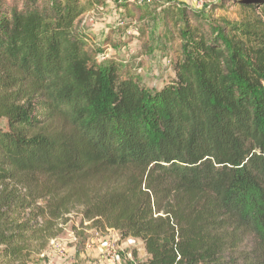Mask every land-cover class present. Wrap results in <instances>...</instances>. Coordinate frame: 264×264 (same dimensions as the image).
<instances>
[{
    "label": "trees",
    "instance_id": "trees-1",
    "mask_svg": "<svg viewBox=\"0 0 264 264\" xmlns=\"http://www.w3.org/2000/svg\"><path fill=\"white\" fill-rule=\"evenodd\" d=\"M176 3L171 73L147 88L92 49L91 0H0V207L47 199L48 221L82 207L142 240L133 264H264V2L209 21ZM10 225L0 244L29 238Z\"/></svg>",
    "mask_w": 264,
    "mask_h": 264
},
{
    "label": "rangeland",
    "instance_id": "rangeland-1",
    "mask_svg": "<svg viewBox=\"0 0 264 264\" xmlns=\"http://www.w3.org/2000/svg\"><path fill=\"white\" fill-rule=\"evenodd\" d=\"M127 1L91 0L94 6L79 21L78 27L90 36L92 49L102 56V61L106 62L110 55H115L123 62L131 63L147 88L157 86L171 73L174 59L171 53L179 41L168 14L177 5L176 2L182 5L187 2L195 7L197 11L188 9L191 20L200 16L208 21L223 18L240 20L247 16V11L236 4L238 0H129L133 4L131 12L135 15L128 18L124 7ZM251 1L257 4L264 2ZM258 11L259 16L264 17V12L261 9ZM5 124L6 121L0 119V126ZM7 185L9 189L16 187L21 190L23 197L27 194L15 182ZM2 188L0 185V192ZM46 203L47 199H40L30 208L0 207V234H9L13 221L28 222L32 229L29 238L15 239L16 242L8 245L0 244V264H113L112 261L114 264H133L147 259L142 240H121L118 231L105 229L100 222L84 219L82 207L73 209L62 218L48 221ZM47 225L50 230H42ZM34 230H42L38 239L33 235ZM49 233L56 234L55 238L48 239ZM98 242H112L115 249L98 257L93 250ZM18 244L22 253L16 258L9 257L6 252Z\"/></svg>",
    "mask_w": 264,
    "mask_h": 264
},
{
    "label": "crops",
    "instance_id": "crops-1",
    "mask_svg": "<svg viewBox=\"0 0 264 264\" xmlns=\"http://www.w3.org/2000/svg\"><path fill=\"white\" fill-rule=\"evenodd\" d=\"M93 250H94L96 256L101 257L100 255L108 252V242H98L97 247H95ZM55 263H56V261H55ZM111 263L114 264V261H112ZM115 264H123V263L117 262Z\"/></svg>",
    "mask_w": 264,
    "mask_h": 264
},
{
    "label": "built area",
    "instance_id": "built-area-1",
    "mask_svg": "<svg viewBox=\"0 0 264 264\" xmlns=\"http://www.w3.org/2000/svg\"><path fill=\"white\" fill-rule=\"evenodd\" d=\"M149 2H154L156 0H148ZM115 249V245L112 242H108V252L110 253V251H114Z\"/></svg>",
    "mask_w": 264,
    "mask_h": 264
}]
</instances>
